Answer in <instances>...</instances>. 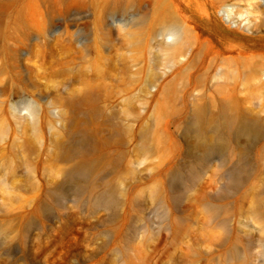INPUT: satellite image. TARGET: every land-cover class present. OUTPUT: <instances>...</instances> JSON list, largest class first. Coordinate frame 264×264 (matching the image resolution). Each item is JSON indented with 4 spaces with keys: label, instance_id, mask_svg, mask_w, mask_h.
I'll return each instance as SVG.
<instances>
[{
    "label": "rangeland",
    "instance_id": "374dc122",
    "mask_svg": "<svg viewBox=\"0 0 264 264\" xmlns=\"http://www.w3.org/2000/svg\"><path fill=\"white\" fill-rule=\"evenodd\" d=\"M225 46L264 0H0V264H264V57Z\"/></svg>",
    "mask_w": 264,
    "mask_h": 264
},
{
    "label": "bare ground",
    "instance_id": "6f19581e",
    "mask_svg": "<svg viewBox=\"0 0 264 264\" xmlns=\"http://www.w3.org/2000/svg\"><path fill=\"white\" fill-rule=\"evenodd\" d=\"M219 11H221L219 9ZM228 15L226 14V17L224 20H227ZM141 22V28H140V34L142 35V39H145L146 35L148 34V26L151 25L150 20L142 18ZM244 26L247 28L246 24ZM162 39L164 42L165 49L170 53H176L178 52L185 44L189 42L188 37L185 34V31L180 26H175L174 28H167L164 29V32L162 33ZM241 47H234V46H225L222 48V52L228 54V59L230 62L235 63H242L246 65L247 63H250V60L253 58H262L264 57V53L262 54H255V53H247ZM232 53H235V56L232 55ZM261 61V60H260ZM261 78L259 82L264 85V72H261ZM236 90L234 88L227 89V90H220L219 93L224 96H231L234 94ZM219 116L221 118V122H215L212 120H203L202 124L200 125L199 133L204 135L206 131H210L214 137V142L219 141L220 132L221 129L224 127H230L232 125H242L244 128H250L251 121L246 119L243 116H235L234 118L228 117L226 115L225 109H220ZM205 141H208V139L205 138Z\"/></svg>",
    "mask_w": 264,
    "mask_h": 264
}]
</instances>
